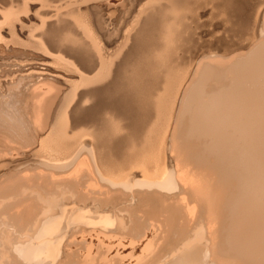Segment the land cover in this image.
Instances as JSON below:
<instances>
[{"label": "bare ground", "instance_id": "6f19581e", "mask_svg": "<svg viewBox=\"0 0 264 264\" xmlns=\"http://www.w3.org/2000/svg\"><path fill=\"white\" fill-rule=\"evenodd\" d=\"M113 4L114 3L112 1L107 2V7L111 8L116 5ZM181 9L183 8L178 6L175 7L173 6L170 10L179 11ZM153 17H155V14L153 15ZM150 20L152 21V19ZM143 30L140 31V33L138 32L139 34H136V36L139 35L138 39L135 40L138 43V45L137 44L136 45L139 46L140 48L143 47L146 48V45L149 44V38L151 39L156 34V31L153 30L150 31L149 28H148L149 31L147 32H144ZM48 32L46 34H48ZM54 32L55 31L50 33L52 34L51 36L57 34L56 32L55 33ZM261 32H262L260 34L261 36L260 38H258L259 40L253 43L250 47L246 48L245 51L243 50L235 54H232L231 56L226 58V60L208 58L198 62L192 76H190V78L188 79L182 90L177 113L175 115L169 133V142L167 145V149L169 151V160L170 162H173V167H167V169L166 168L160 169V167H150V171L145 170L143 172L144 173L143 177L140 176L139 178H123L121 173H115L117 171V168L120 170L122 169V167H116V166L124 164L126 162V159L124 157V153L126 149H130V148L132 149L135 144L139 145L140 143H133V142H137V140L141 135L145 140V144L146 142L154 143L155 145L157 144L158 148L156 150V153H154V155L158 158H161L162 151L160 150V144L162 141L163 134L166 133V128L168 124L167 117H168V113L170 112L169 109L172 106V103L171 106L169 107L167 105L168 107L167 109L164 108V106L162 105H159L158 107L155 105L154 106L155 111H154V108L149 106L148 102L144 100L145 97L140 88L142 87V85L139 87L133 86L132 82H135L133 81L134 75L132 73L130 74V71H133V69L132 70L130 69V71L128 72L127 70H129L128 69L129 67L128 68L124 67V69H122L123 70L122 73L119 74L118 72V74L120 76L122 74L124 78L123 80L124 83L122 84V86L124 87L123 89L115 88L112 89L111 91V89L106 90V87L104 86L98 89L97 91L92 92L93 96L92 94H90L91 97H93V101H94L92 102L93 106L91 110L80 111L78 109H72L70 111L73 122L79 121L80 123L82 119L93 117L96 114L95 113L96 108L99 105L103 104V102H106L104 101L105 99L108 102H112V106L109 110L111 114L109 113V115H111L113 119L108 118L103 120L104 118L103 117L104 114H103L102 116L103 118L100 119L103 120V124L101 125L100 123H98V125L100 124L101 126L98 128L97 125V129H95L94 132L95 135L92 136L91 134L89 143H87L83 147V151L86 152V155L88 156L90 163H87V159H86L82 162V164L85 165L89 164L91 166V170L88 165H87L88 167L85 168V170L87 168H88L87 170H89L87 171L89 172L87 189L88 188L93 189L94 192L95 188H97L100 191L105 186L103 188L105 189L104 190L105 192L106 191L110 192L108 189H114L115 191L119 190L118 192L120 191H124L125 193L127 192L129 193V196H126L125 199L114 200L113 201L114 206L112 208L119 210L121 206H125V205L135 206L134 208L130 207L131 210L127 211L130 214V216L128 215L129 216L128 224L123 223L122 225L121 223L125 222L124 219L118 218V220L120 219L123 220L122 222H120L121 221L120 220L119 221L120 223L118 222L122 226H120L117 223L120 227V231L123 230V232L121 233L124 234V230L128 229L127 232H125V235L119 233L121 234L120 236L123 235L124 239L129 238L128 241L126 242L127 244L123 243V240L121 239V237H119L122 240L121 243L120 239L116 236V238L119 239L120 241V242L118 241L120 244L117 242L119 245L117 244L116 246L122 251L119 252L120 251L119 249L117 250L115 249L116 251H114L115 253L113 252L114 253L113 256L111 254L112 256L111 261L108 258H103L104 257L103 255H105V253H103L102 255L103 257L100 256L102 253L97 255L98 251L96 250L97 252L95 253L97 256H100V258L102 257L103 260L108 259L110 262H112V263L109 262V264H264V85H263L264 83L261 84L262 86L258 84V83H262L261 80L263 78L261 79V77L264 76V26L263 28H261ZM59 34L62 35V32L60 33L59 31ZM59 34L58 36L60 37ZM51 36L50 37L48 36L49 38L47 37V35L45 36L47 37V41L48 39L51 38L53 39V37ZM54 40L55 39H53V41ZM47 41L45 40V42ZM51 43H55V41L54 42L51 41ZM51 43L48 44L53 45ZM56 43H58V41H56ZM47 47L50 46L48 45ZM59 47L60 45L58 46V48ZM64 47H66V45H64ZM54 48L57 49V45ZM78 50H80V48ZM65 52L67 53L70 51L66 50ZM72 52L75 53L74 51ZM82 52L83 51H81V53ZM147 53L145 56H147ZM78 54H80V52ZM67 55L69 57L70 54ZM143 56L141 58H143ZM84 62L87 63V61ZM85 65L86 64H84V66ZM90 65L92 66V64L91 63L88 64L89 68H91ZM81 66L84 67L83 65ZM87 67H84V69L86 68V70H88ZM135 67L136 66H134V68ZM126 71L129 74L126 75ZM138 76L136 77L140 79L141 76L140 77ZM11 81L15 82V77L12 78ZM23 85H25L23 80L21 79L17 80V89L19 90V92H23L21 90ZM29 85L26 87L30 89L29 93L28 94L24 92L23 93L25 94L26 98H28L31 101L33 108L32 109L33 121H34L32 122L34 123L33 124L34 126L36 125L37 130L35 129L36 130L35 138L31 142V144H29L28 150L27 149H25L26 151L24 150L25 152L23 153V155L25 153L26 155H28L27 156L28 160L24 164L29 162H34L35 164L40 163L41 165L40 164L38 165L42 166L43 164V166L50 167V169L55 168L59 170L60 167L61 170H65L66 168L64 167L70 168L76 161L77 157H75L76 159L74 158L70 162H59V163H49L46 161V159L41 158L44 142H46V140L49 138L47 137L48 127L52 123H54L53 126L55 125L56 127L55 123L56 121H58L57 120L59 115L58 109L61 103L64 101L62 97V93L59 90H54L52 88L44 89V88H40L39 86H33V85H31L30 88ZM114 90L116 91L115 95L117 94L118 95L116 99L113 100V98L111 97L115 95L111 93L114 92ZM6 91L9 92V90ZM9 93L11 95L13 94L11 92ZM7 96L9 97V94L4 95L3 97L8 98ZM124 97H126V99L128 98L127 99V101H129L128 104L125 103L124 100L126 99H124ZM132 103L135 106H137L140 113H143L144 111V113L147 114L146 120L142 124V126L139 120L140 117L139 118L137 117L138 111L137 110H136L137 112L133 111V109L136 108L133 106ZM154 113L156 114V121H154V126H152L150 131L146 132L145 134L142 130H144V127L147 124V122L153 120L150 119L152 118ZM138 115L140 116L139 113ZM133 117H135L136 119L133 120L132 119ZM69 118L70 116L68 113L65 120L66 126H69ZM117 121L120 123V126ZM10 122L12 123V121ZM121 122L123 123L122 126H121ZM12 125H14L13 130L10 129L7 132V134L10 136H13V134H15V136L20 137V132L18 128L15 127L16 126L15 123H13ZM58 125L59 126L62 125L60 121H58ZM52 129H54V127L51 128V131ZM26 131L30 132V130L28 129H26ZM58 131H59L58 135L61 136L63 130L61 131V129H58ZM116 134H120V136H116L118 139H115ZM25 137H26L25 135L24 136L21 135V138H25ZM112 138H114V140ZM14 152L12 151L11 155L6 156V158H5V154H4V158L2 157L3 154L0 156V158H2L0 159V174L4 173L6 169L10 167H14L16 165H18L19 167L21 166L19 165L18 162L21 161L22 159L21 158H20L21 160L13 159L14 156L12 155V153ZM14 155H16V153ZM11 156H13V158ZM17 156H18V151H17ZM148 156L149 155L146 154V157ZM19 157L20 156L16 158ZM24 166L26 165H23V167ZM74 168L75 170H73V172L74 175L76 174V177H78L77 175L84 176L86 174V172L81 173L84 170V168L82 167H74ZM80 168H82V171H80ZM70 172L73 175V172L72 171ZM22 174L27 175L26 172H23ZM36 175H38V173ZM41 176L39 178H41ZM46 176L48 175L46 174ZM19 177H21V175H19ZM23 177L26 178L25 176ZM23 177L21 178L22 180ZM52 177H50V180L52 179ZM65 177H67L68 179V175ZM80 177L81 176H79V178L77 179L72 178V181L68 183L67 180L66 187H70V186L74 187L75 188V190L73 189L74 191H76V188L80 189L81 187L79 182ZM43 178L44 177L41 178L42 181ZM62 178H60L61 180H58L56 178V180H58L57 182L60 181L59 183H61L63 180L65 181V179ZM3 179L4 178H2L1 181H3ZM15 179L18 180L17 178ZM29 180H31V178ZM27 182H28L27 183L28 186L30 187L32 183L29 185V181ZM41 183L42 182H39L38 185ZM44 184L45 182H43V185ZM47 184L48 182H46V184L44 185L46 186V188L49 187ZM50 184H54V183H50ZM99 184L102 186H100ZM10 186L12 187L11 184ZM23 189L22 191H24ZM97 189H95V191H97ZM51 190H53L52 187ZM58 190H59L58 192H60V189ZM66 190L68 189L66 188ZM25 191H26V186H25ZM54 192H57V189ZM108 192L104 194L108 196L109 195ZM85 193L87 194V191ZM37 194H33V195L37 196ZM83 194L82 196H84ZM118 194L120 195L121 193ZM63 195H62L63 198H65V192ZM119 195H117L116 193V196ZM121 195H123V193ZM93 196L97 198L95 195ZM102 196L101 197L98 196L99 199L98 198L97 199L98 200L101 199L104 201ZM124 196L125 195H123L122 198ZM58 197L54 199V201L53 200L52 201L55 202V200L57 199L59 200ZM70 197L72 196H69V198ZM94 197L92 198L89 196L88 198L94 199ZM53 198L54 197H52V199ZM39 199H41V197ZM69 200L68 202H70ZM108 200L111 199L108 198L105 202L107 203ZM50 201H48L49 204ZM53 202L51 206L54 205ZM105 202L104 204H106ZM8 203L7 205L6 203L4 204L2 202L0 203L1 206L0 209L3 207L4 210L2 214L0 213L1 217H3L2 220L0 219V229L3 228L2 234L4 232L7 233V231L10 229V225L8 226L6 223L8 218H6L5 216V214L8 213L7 211H10V207H11L10 205H8ZM40 203L44 204L45 202L41 201ZM26 204L28 205L29 203L26 202ZM26 204L23 205L26 206ZM77 204L79 203L77 202ZM51 206L48 207L51 208ZM58 206L59 208L57 207V209H60V211L64 210L63 203H59ZM41 207L43 209L39 208L38 205L30 206L29 204L26 208L22 207L23 208L22 209L20 207L22 210L19 208L17 209V212H14L16 211L14 209L13 211H11L12 214L9 212L10 218L13 220L15 225L19 227H26V226L29 228L31 227L33 228L34 232L33 235L30 232L32 235L31 237L26 234L27 233L26 231H24V233L26 232L25 234L27 236H25L26 238L24 239L23 238L24 234H23L22 240L20 239L21 236L20 238L18 237L13 238V236L10 237V236H5L4 234L1 235L0 248L3 249L5 247V250L7 252H9L10 250V253H12V255L17 258L12 260L11 262H8L7 264H33V262L36 260H38V262L36 261V263H40L39 261H41L40 264H43L42 261H45L47 259L48 260L51 259V261L58 259V254L60 253L58 247L61 244L60 242L62 240L59 241L60 239L59 237H58L59 239L55 240L53 237L55 236L54 234H56L55 230L57 229L59 218L57 217L58 218L57 219L55 216L46 218V216L44 215H46L45 212L48 207L46 209H44L45 206L43 207L41 205ZM143 208H148V209L144 210ZM82 209L83 208L78 209L80 210L79 211L80 214L78 213V215L73 214L74 212L76 213L77 211V209H75L73 213L72 212L71 214L69 213L70 215H68L67 213L66 216L68 215L67 217L69 218L73 214V216L76 215L79 217V215H82L81 214ZM62 212L64 211H61L59 213ZM94 212L98 213L95 210ZM90 213L91 212H89L88 217L90 216ZM110 213H111L110 210L103 212V214L106 217L104 218L105 222L103 223L100 222L99 225H101V223L102 225L106 223L105 226L106 228L108 224V226L110 227L108 229L103 228L105 229L104 231L106 230L110 231V229H112V233H113V229L115 225H113L114 222L113 223L111 222L112 220H114L113 218L111 221L109 220L111 218ZM40 214L44 216L45 219L42 218L43 220H41L40 218L42 216H40ZM104 215L102 214L100 215L102 219H103L102 216ZM146 215L149 217V221H145L146 219L145 220L143 219ZM78 217L77 218L73 217L74 220L75 218L77 219V221L76 220L75 221L78 224L77 223L75 224V221L69 218L72 221L65 222V224L69 223V225H66V227L68 228V226L70 227V225L79 226V223H83L84 221H82L81 219H84L85 215L84 218L81 219ZM94 217H96V215ZM79 219L80 221H78ZM84 220L86 221V218ZM64 221L65 220H63L62 222ZM89 221L91 222L92 219L91 220L89 219ZM99 221H97L96 219L95 223ZM70 222H73L74 224H70ZM9 223H11V221ZM86 224L87 223L85 224L83 223L82 225L90 226L89 224L87 225ZM99 225L97 223L98 227ZM111 225H113V227ZM93 226L94 225H92V227ZM63 227H65V225ZM52 229H54L55 231V233H53V237L52 234H50V230L54 232ZM99 229L102 230L101 227H99ZM13 230L14 229H11L10 231ZM66 231L68 232V229ZM93 231H97V230H93ZM93 231L91 232L93 233ZM99 233L100 232H98L95 235H99V237L104 236L101 235L102 233L101 234ZM75 236L76 234L73 237ZM108 236L109 237L112 236L113 239L114 234ZM96 238L98 237L96 236ZM103 238L104 237H101V245L105 244L106 242L108 243V241L103 243ZM80 239L78 240V242L80 241ZM82 239L83 240L81 241H86L83 236ZM99 239L98 240L95 239V241L99 242ZM104 239L108 240L107 237H105ZM109 239L112 243L115 242V238L114 240H112L111 237ZM74 240H76V238H74ZM73 241H71L70 243H72ZM88 241H93V240H88ZM92 243L93 242H91V244ZM99 244L100 243H97L94 246L97 247V245ZM87 245H90V243L86 244L85 246L86 248H88ZM6 246H8L7 247L8 250L6 249ZM90 246L89 249L93 250L90 248ZM116 246L114 245V247ZM78 247L79 246H77V248ZM91 247L93 248V246ZM107 247H104L105 252ZM108 249H110V245L107 248V251L109 252ZM68 250L67 253L69 251L71 252V250L69 251ZM104 251L102 250V252ZM7 252H3L5 253V256ZM90 252L92 253V251ZM90 252L87 251V253ZM95 253L93 258L95 257ZM121 254L125 255L124 258H119L122 257ZM1 256L0 258L3 259V263H4L5 256L4 258ZM70 256L71 255H69V257ZM87 256L89 255L87 254ZM87 256L85 255L86 258ZM97 256L96 259L90 258L92 261L89 260L88 258V261H91L93 264L94 261L97 260L98 258ZM85 257L83 256V258ZM82 259L80 258L78 260L79 262L80 260L82 261V263L79 264L84 263ZM99 259L98 262L105 263V260L104 261L102 260L101 262L99 261ZM87 264L89 263L87 262Z\"/></svg>", "mask_w": 264, "mask_h": 264}, {"label": "rangeland", "instance_id": "374dc122", "mask_svg": "<svg viewBox=\"0 0 264 264\" xmlns=\"http://www.w3.org/2000/svg\"><path fill=\"white\" fill-rule=\"evenodd\" d=\"M110 1L114 3L113 5L116 4L114 6L115 8L107 7V2ZM173 6L174 7L178 6L183 9L179 11H172L170 9ZM154 14L155 17H153ZM150 19H152V21ZM263 26H264V0H0V85H1L0 86V156L3 154L2 157L4 158V154H5V158H6V156H10L11 152L12 151L14 152L15 150V152L12 153L14 158L13 156L11 157L15 160L22 159L21 161L18 162L19 165H21L20 167L18 165L14 167H10L6 169L4 173L0 174V189H1L0 201L3 204L6 203V205L9 202L8 205L11 206L10 211H7L8 213L5 214L6 218H8L6 223L8 226L10 225V229L7 231V233L4 232L3 234L5 236H10V237L13 236V238L15 237L20 238L21 236L20 238L21 240L23 234H24L23 237L24 239L26 238L25 236L27 235L32 237L34 232L33 228L31 227L29 228L27 226L19 227L15 225L13 220L10 218L9 214L11 213V211H13V209L16 210L14 212H17V209H19L20 207L26 208L29 204L30 206L38 205L39 208H42L41 207L42 205L43 207L45 206L44 209H46L48 206H51L54 199H56L59 196L58 197L59 200L58 199L55 200V202H53L54 205H52L51 208L48 207L49 209L47 208L48 211L46 210L45 212L46 215L44 216H46V218L52 216L59 218L57 229L55 227L56 229L55 230L56 234H54L55 236L53 237V233H55L54 229H52L54 232L50 230V234H52V237L55 240L59 238H60L59 241L62 240L60 242L61 244L58 247V250L60 251L59 253L60 256L58 254V259L53 261H51V259L49 260L47 259L45 261H42V263L43 264H60V263L79 264L82 263V261L80 260L79 262L78 260L80 258L82 259L83 256L85 257V255L87 256L88 254L90 257L87 256V258L86 257L83 258L82 259L84 261L83 264H87V262L89 264H92L91 262L92 260L90 258L96 259V256L101 253L102 254L100 256H102L103 253H105V255L107 253L108 257L107 255L106 256L103 255L104 257L103 256L102 257L108 258L111 261L112 260L111 257L115 253L114 251L119 249L116 245L120 241L122 243V240L123 243H126L129 239V238L124 239L123 237V235H125V232H127L128 229L124 230V234H123L121 233L123 232V230L120 231L119 225L122 226L123 223L128 224L130 214L127 211L131 210V208H134L135 206L125 205V206H121L119 210L112 208L114 206L113 205L114 200L125 199L126 196H129V193L127 192L126 193L124 191L118 192L119 190L115 191L114 189H108L110 192L108 191L106 192H108V194L111 197L115 196L111 198L109 195L108 197L106 194H104L106 193L104 191L105 189H103L105 186L100 191L97 188H95L97 189V191H95L94 189V192L93 189L90 188L87 189L88 187L87 182L89 176V172L87 171L89 170H87L88 168L85 170V168L89 166L91 170V166L89 164H87L88 166L82 164V162L87 159V163H90L89 158L86 155V152L83 151V147L87 143H89L91 134L92 136L95 135L94 132L95 129H97L98 123L102 125L103 120L112 118L111 115H109L110 113L109 110L112 106V102H108L105 99L104 101L106 102H103V104L99 105L96 108V112H95L96 114L93 117H89L86 119L81 118L82 121L80 123L82 124H80L79 121H76L77 123L73 122L70 111L72 109H78L80 111L91 110L93 106L92 102H94L93 97H91L90 95L92 94V92L97 91L98 89L104 86L106 87V90L111 89V91L112 89L115 88L123 89L124 87L122 86V84L124 83L123 81L124 78L122 74L121 76L119 75L120 73L123 72L122 69H124V67L125 68L129 67L128 68L129 70H127L128 72L130 71V69L131 70L133 69V71L136 69L134 72L130 71V74L132 73L134 75L133 81L135 82L132 83L134 87H139L142 85V87L140 88L145 97L144 100L148 102V105L154 108V111H155V107H154L155 105L157 107L159 105H162L164 106V108L167 109L169 106H171V103L172 106L169 109L170 112L168 113V117H167L168 124L166 128V133L163 134L162 141L160 144V150L162 151L161 158H158L154 155V153H156V150L158 148L157 144L155 145L154 143H148V142H146L145 144V140L141 135L138 139L139 141L137 140V142H133V143H140L139 145L135 144L132 149L131 148L126 149L124 153L126 162L124 164L117 165L116 167H122V169L120 170L117 168V171L115 173H121L123 178H139L140 176L143 177L144 174L143 172L145 170L150 171V167H160V169L161 168L167 169V167H173V162H170L169 160V151L167 149V145L169 142V133L175 115L177 113L182 90L186 82L190 78V76H192L198 62L208 58L226 60V58H228L232 54H235L243 50L245 51L246 48L250 47L253 43L259 40L258 38H260L261 36L260 35L262 33L261 28H263ZM148 28L150 31L151 30L156 31V34L154 35V37L151 38L152 41L149 38V44L146 45V48L145 47L140 48L139 46H137L138 45L137 41H135L138 39L139 36V35L136 36V34H139L140 31H142L143 29L144 32H147L149 31ZM53 31L57 33L55 34L57 36L59 34V31L60 33L62 32V35L59 34L60 37L59 36L57 37L54 35L55 33L54 32L53 33L54 36H51L52 34L50 33H52ZM47 32L48 34H46ZM46 35L47 37L48 36L53 37V39H55L54 40L55 43H51V41L54 42L52 38L48 39L47 41V37H45ZM45 40L53 45L48 44L47 42H45ZM56 41H58V43H56ZM45 44L47 46L49 45L50 47H47ZM56 45H57V49L54 48ZM59 45L60 47L58 48ZM64 45H66V47H64ZM63 47L64 49L70 52L66 53L65 52L66 50H64ZM79 48L80 50H78ZM71 50L74 52L76 50V52L73 53ZM78 51L80 52V54H78L79 53ZM81 51H83L84 53L83 52L81 53ZM71 53L74 56H72ZM146 53L147 56H145ZM67 54H70L72 57L70 55L68 57ZM81 54H83L84 57ZM142 56L143 58H141ZM83 60L87 61V63L84 62ZM88 61L89 63L92 64V66L90 65L91 68H89L88 66L89 64ZM76 63L77 64L80 63V64L77 65ZM84 64H86L88 67L86 65L84 66ZM81 65L87 67L88 70H86V68L84 69V67H82ZM134 66L136 67L134 68ZM127 71H126V75L129 74ZM136 76L138 77L141 76V77L139 79ZM14 77H15V82L11 81V79ZM20 79L23 80L25 84L22 86L21 90L26 94H28L30 91L29 88H26L29 84H30L29 85L30 88L31 85H33V86H39L40 88H44V89L52 88L54 90H59L62 93V97L64 101L61 103L58 109L59 115L57 118V120L60 121L62 125L59 126L58 121H56L55 123L56 127L55 125L53 126L54 123L49 125L48 136H47L49 138L46 140V142H44L41 158L46 159V161L49 163H59V162H70L75 157H77V159L75 158L76 161L70 168L64 167L66 169L67 168L69 169L61 170L60 167L61 171L55 168L54 169L52 168L53 169L52 170L50 169V167L43 166V164L42 166H40L41 165L40 163H38L40 164L38 165L37 163L35 164L34 162H29L24 164L28 160L27 158L28 155H26V153L23 155V153L26 151L25 149L28 150L29 144H31V142L35 138V132L37 130V127L36 125L35 126L33 125L34 124L33 113H32L33 108L31 101L28 98H26L23 92H19V90L17 89V80ZM261 79H262L261 80L262 83H258L260 86H262L261 84L264 83V76L261 77ZM6 90H9V92L13 94L11 95ZM7 93L9 94V97L11 96L14 97L11 98H9L8 96H7L8 98H5L6 96L3 97L4 95H8ZM111 94L115 95L116 91L114 90V92H112ZM117 95L111 98H113L114 100L116 99ZM124 99H126V97H124ZM127 99L124 100L126 104L129 103ZM133 106L136 108L133 109V111L137 110L138 113L140 114L139 116L137 113V117L138 118L140 117L139 120L142 126V124L146 120L147 114L144 113V111L143 113H140L137 106H135L134 104ZM68 113L71 119L69 118V126H66L65 120ZM153 116L150 119L153 120L147 122V124L145 125L146 128L144 127V130H142L145 134L146 132L150 131L152 126H154V121H156V114L154 113ZM101 118H103V120H100ZM132 119L135 120L136 118L133 117ZM10 121H12V123ZM13 123H15L16 125L15 127L18 128L20 132V137L15 136V134H13V136L7 134V132L10 129L13 130L14 128L13 127L14 125H12ZM100 124L98 125V128L101 126ZM118 124L120 126L119 122ZM122 125L123 123L121 122V126ZM52 127H54V129H52L51 131ZM26 129L30 130V132L26 131ZM58 129H61V131L63 130L61 136L58 135L59 133ZM120 134H116L115 137L120 136ZM21 135L23 136L25 135L27 138L26 137L21 138ZM114 138L112 139L114 140ZM115 139L118 138L116 137ZM17 151H18V156H20L19 158H16L18 157ZM15 153L16 155H14ZM146 154L149 156L146 157ZM23 165L26 166L23 167ZM74 167L84 168L83 171L82 168H80V171H82L81 173L86 172L87 175L84 173L85 174V175L83 174L84 176L77 175L78 177H76V174L74 175L73 172V170H75ZM70 171L73 172V175ZM23 172H26L27 175H24L25 173L22 174ZM37 173L38 175H36ZM44 173H46L48 176L50 175L49 178ZM30 174L31 175L33 174L32 177ZM40 174L43 176H41ZM66 174L68 175V179L67 177H65L67 176ZM70 174L73 177H71ZM19 175H21V177H19ZM23 176H25L28 179L24 178ZM40 176L41 178L44 177L43 181L41 178H39ZM57 176H59L60 178L64 176L65 178L64 177L63 178L65 179V181L63 180L61 183H59L60 181L57 182L58 180H61ZM79 176H81L79 179L81 187L80 189L76 188V191L78 190L77 192L74 191L75 190L74 187L71 186L66 187L67 183L72 181V178L77 179L79 178ZM22 177L24 182L21 179ZM50 177H52L51 180ZM2 178H4L3 181H1ZM15 178H17L18 180H16ZM30 178L31 180H29ZM56 178L58 180H56ZM26 180L29 181V185L32 183L31 184L32 187L28 186L27 184L28 182ZM39 182L42 183L38 185ZM43 182H45V184L46 182H48L47 185L49 187L47 186L48 188H46V186H44L45 184L43 185ZM50 183H54V184H50ZM10 184L12 185V187L10 186ZM51 185H53L57 189V192H54L56 191V189ZM25 186H26V191H25ZM51 187L53 190H51ZM21 188L22 189L24 188L23 189L24 191H22ZM66 188L68 190H66ZM58 189H60V192H58L59 191ZM63 190L65 192V198L68 196L66 199L63 198L64 196ZM86 191L88 195L85 193ZM67 192L68 193L70 192L69 193L70 195ZM116 193L117 195H119L118 193L121 194L123 193V195L125 196L122 198L123 195L120 194L119 196H116ZM33 194H37V196ZM73 194L75 198L73 197ZM82 194L85 197L90 196L92 198L94 197L93 195H95L97 198L98 196L101 197L103 195L102 197L104 201L101 199L98 200L99 198L97 199L95 197L94 199L88 197L85 198L84 196H82ZM39 196L41 197V199H39L40 198ZM69 196L72 197L69 198ZM52 197L54 198L52 199ZM68 198L71 200H69ZM108 198L111 200H108L106 203L105 201ZM68 200L70 202H68ZM41 201L47 203L42 204L40 203ZM48 201H50V204L48 203ZM26 202L29 204L27 205ZM77 202L79 204H77ZM104 202L107 205L104 204ZM22 203L26 204V206L23 205ZM59 203H63L64 210H61L64 211L62 212L63 214L59 213L61 212L60 209H57V207L59 208L58 206ZM81 208H83L82 209L83 213L81 212L82 215H79V217L76 215L73 216V214H77V215L78 213L80 214L79 212L80 210L78 209ZM75 209H77L78 212L76 211V213L75 212L73 213ZM143 209L147 210L148 208H143ZM94 210L98 213H95ZM109 210L111 211L110 213L111 218L109 220L111 221L112 218L115 220V221L114 220L111 221L112 223L114 222L113 225L115 226L118 225L120 222L123 221L121 219H124L125 221L121 223L122 225L119 224L116 227L114 226L115 230L113 229V233H112V229H110L111 232L109 230L104 231L105 229H108L110 227L108 226V224L106 228H105L106 223L102 225V223L105 222L104 218H106L103 212ZM3 212L4 210L2 207L0 209V213L2 214ZM71 212L73 214L71 216L72 218L69 217L70 219H72L73 221L75 220L77 221L76 219L77 217L81 219L84 218L85 215L86 221L84 220L85 218L81 220L84 221L83 222L84 224L87 223L90 226H88L87 224H86L87 226H85L82 225L83 223H79V226L70 225V227L68 226L67 228L66 225H69V223L65 224V222L72 221L67 217L68 215L71 214ZM89 212H91L93 215L90 213V216L88 217ZM67 213L68 215L66 216ZM1 214H0V219L2 220L3 217H1ZM101 214L104 215L102 216L103 219L100 216ZM114 214H116L117 216ZM59 215L62 219L59 217ZM95 215L96 217H94ZM40 216L42 215L40 214ZM44 216H42L40 219L41 220L45 219ZM73 217H76L75 220L73 219ZM87 218H89L90 220L92 219V221L90 222L89 219ZM118 218H121L120 219L121 221L118 220ZM80 219L78 221H80ZM96 219L97 221L102 220L97 222L98 225L100 224V222H102L101 225H99V227H101L102 230H100L99 227L97 226V223H95ZM143 219L144 220L146 219L145 221H149V217L147 215ZM63 220L65 221L62 222ZM87 220L92 224H90ZM10 221L11 223L12 222L13 223L12 224L9 223ZM76 221L75 224L77 223ZM63 224L65 225V227H63L64 226ZM70 224H74V223L70 222ZM92 225L94 226L96 225L97 227L95 226L96 227L95 228L93 226L94 227L93 228ZM113 225L111 226L113 227ZM11 229L14 230L10 231ZM67 229L68 232L66 231ZM57 230L60 231L58 232ZM93 230H97L98 232H100L99 234L102 233L101 235L104 236L101 237L104 238L107 237L108 240L103 238V243L108 241L109 244L106 242L108 245L106 243L105 244L102 243L103 245H101V237H99V235H95L98 232ZM2 231L3 228L0 229V237L1 235H3ZM24 231L27 232V233L25 232L27 235L24 233ZM91 231H93V233ZM30 232L32 233V235ZM13 233L14 234L16 233L15 234L16 236ZM65 233L68 234L69 236L66 235ZM119 233L123 235L120 236L121 234ZM75 234L76 236L73 237ZM112 234H114L113 239L112 236L110 237L112 240H114L115 238V242L113 241L114 243L110 241L109 239L110 237L108 236ZM82 236L86 241H81L83 240ZM96 236L98 238H96ZM116 236L118 238L121 237L122 240L119 238L120 239L119 241V239H117ZM74 238H76V240H74ZM79 239H80L79 241L80 243L78 242ZM95 239L96 240L99 239V242L98 241L96 242ZM88 240H93V241H88ZM71 241L73 242L70 243ZM86 242L90 243V245L93 246V248L90 245H87L88 248H86L85 247L87 244ZM91 242H93L92 243L93 245L91 244ZM97 243H100L99 245H97V247L100 246L99 247L100 249L94 246ZM64 245H66L67 248ZM109 245H110V249H108L109 250L108 252L107 248L109 247ZM114 245L116 247H114ZM77 246H79L80 248L78 247L79 248L78 249ZM89 246L93 250H90ZM102 246L103 248L108 246L106 248V252L104 251L105 248L103 249ZM7 247L8 246H6V249ZM68 248L69 250H71V252L72 249L74 248L73 252L71 253L68 250ZM67 250L70 252V254L69 252L67 253ZM102 250L104 252H102ZM87 251L88 252L92 251L93 254L91 252L87 253ZM121 251L122 250H120L119 252ZM3 252H7L5 250V247L3 249L0 248V254L1 255L4 254L0 256L4 258L5 253ZM95 252H97V255ZM7 253L4 258V263H3V259L0 258V264H7L8 262H11L16 258L12 255V253H10V250ZM94 253H95V257L93 258ZM69 255L71 256L69 257ZM100 256H97L98 258L96 261L93 260L94 263L95 262L97 264L103 263L102 262L103 258L102 257L100 258ZM124 256L125 255L123 254L122 257L119 258H124ZM8 257L10 258V260ZM88 258L91 261H88ZM98 259L102 263L98 262ZM108 259L107 260L104 259L106 264H109L110 262ZM36 261L38 262V260ZM36 261L34 262L36 263ZM34 262L33 264H35ZM39 262L41 263V261ZM40 263H36V264H40Z\"/></svg>", "mask_w": 264, "mask_h": 264}]
</instances>
